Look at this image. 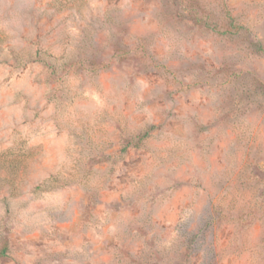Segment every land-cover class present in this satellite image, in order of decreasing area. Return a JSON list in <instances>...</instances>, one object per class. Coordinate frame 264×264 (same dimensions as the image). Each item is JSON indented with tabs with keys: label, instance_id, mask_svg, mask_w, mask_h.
I'll return each mask as SVG.
<instances>
[{
	"label": "rangeland",
	"instance_id": "374dc122",
	"mask_svg": "<svg viewBox=\"0 0 264 264\" xmlns=\"http://www.w3.org/2000/svg\"><path fill=\"white\" fill-rule=\"evenodd\" d=\"M0 264H264V0H0Z\"/></svg>",
	"mask_w": 264,
	"mask_h": 264
}]
</instances>
